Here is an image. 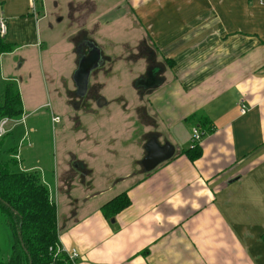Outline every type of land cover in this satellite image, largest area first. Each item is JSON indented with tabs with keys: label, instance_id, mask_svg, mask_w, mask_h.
Returning a JSON list of instances; mask_svg holds the SVG:
<instances>
[{
	"label": "crops",
	"instance_id": "0c3cea01",
	"mask_svg": "<svg viewBox=\"0 0 264 264\" xmlns=\"http://www.w3.org/2000/svg\"><path fill=\"white\" fill-rule=\"evenodd\" d=\"M118 2L115 5L132 12L143 40L159 44L155 75L163 87H178L180 119L187 121L202 112L212 130L193 122L191 132L198 127L204 136L201 157L191 161L182 153L191 146V136L179 129L185 137L170 135L169 141L175 155L143 174L131 173V165L124 164L129 148L136 146L129 144L123 154L120 143L119 172L111 170L113 178L108 182L96 178L95 192L77 176L69 186L65 183L62 177L72 164L55 167L48 181L53 198L62 205L58 207L61 244L67 250L76 248L84 264H264V205L257 208L246 202L264 199V5L259 0ZM74 6V13L78 12L80 5ZM42 9L40 18L35 0H0L5 35L12 38L8 42L32 38L1 54L0 60L26 48L42 56L38 23L49 12L48 0H42ZM6 63L7 78L15 81L17 63L9 58ZM21 89L23 103L22 80ZM41 105L47 101H26L23 114L36 113ZM111 119L101 115L102 128L96 125L92 130L94 143H90L96 154L103 149L98 136L109 129L106 124ZM131 130L129 126L125 134L114 135L112 127L110 135L126 140ZM145 135H141L143 147ZM123 192L130 205L108 218L102 206Z\"/></svg>",
	"mask_w": 264,
	"mask_h": 264
},
{
	"label": "rangeland",
	"instance_id": "374dc122",
	"mask_svg": "<svg viewBox=\"0 0 264 264\" xmlns=\"http://www.w3.org/2000/svg\"><path fill=\"white\" fill-rule=\"evenodd\" d=\"M39 1L35 0V7L42 18L43 9ZM74 3L80 5L75 13ZM113 3L114 6L111 5ZM116 3H119L118 0H48L49 12L46 10V17L38 23L42 56L38 58L37 53L26 48L11 57H2L0 103L3 102V84L11 80L6 72L10 67L6 58H9L12 63H17L14 79L20 86L21 94V80L25 86L24 109L27 111L26 101L30 104L47 101V105H41L36 113L10 116L7 132L0 138V160L13 161L15 156L10 155L11 151H19L15 157L19 162L17 170L39 173L45 184V176L52 181L55 167L57 169L61 164L63 169L72 164L68 174L62 177H65V183L69 186L72 178L77 176L83 183L87 182V187H92L89 191L95 192L93 181L96 178L108 182L113 178L111 170L119 172L118 163L122 160L116 156L121 150L120 143L124 147L123 154H127L129 144L136 146L129 148V160H125L124 164L131 165V173L137 171L143 174L142 160L147 154L145 145L149 140L155 138L160 143H168L171 142L170 135L172 138H183L185 133L179 132L181 128L189 131L191 136L193 122L180 119L181 109L178 106L181 99L179 101L175 93L177 86L166 83L165 87L163 83L151 87L139 85L142 77L145 78L142 84H148L150 73L155 75L159 72L154 70L158 67L155 51L160 50L157 47L159 44L143 40L139 24L130 9ZM4 36L7 41H12L10 35ZM17 39L19 42L15 45L32 38ZM95 44L100 57L93 67L91 51ZM80 63L86 67L82 75L77 69ZM141 73H145L146 77ZM79 79H82L81 88ZM82 88L85 92H79ZM99 98L105 100L101 106L97 102ZM154 98L155 102L152 101ZM167 111L170 114H166ZM101 115L111 116L112 119L106 124L109 129L105 128L98 136L103 149L96 154L92 130L96 125L100 129L98 119ZM126 124L132 128L126 140L119 139V142L110 135L112 127L114 135L126 131ZM145 128L151 130L147 132ZM143 131L146 134L144 147L141 140ZM78 162L80 166L75 169L73 166ZM69 174L70 177L66 178ZM73 201L77 199L73 197ZM55 203L59 226V205L57 201ZM14 242L15 238L0 222L1 253L5 260Z\"/></svg>",
	"mask_w": 264,
	"mask_h": 264
},
{
	"label": "trees",
	"instance_id": "16d2710c",
	"mask_svg": "<svg viewBox=\"0 0 264 264\" xmlns=\"http://www.w3.org/2000/svg\"><path fill=\"white\" fill-rule=\"evenodd\" d=\"M38 4L40 6L42 0ZM14 49L15 44L5 40L0 32V56ZM2 91L0 117L23 114L17 83L7 80ZM187 120L199 124L205 131L212 130L208 117L202 112L188 116ZM200 144L191 142V146L182 153L191 161H196L202 155ZM11 152L10 155L15 157L19 153ZM15 157L13 161L0 160V222L5 224L16 240L6 260L0 245V264H74L59 239L57 206L50 182L44 178L47 181L45 184L41 175L34 171L17 170L19 162ZM130 203L129 196L123 192L107 201L101 210L105 216L113 218Z\"/></svg>",
	"mask_w": 264,
	"mask_h": 264
},
{
	"label": "water",
	"instance_id": "95a60500",
	"mask_svg": "<svg viewBox=\"0 0 264 264\" xmlns=\"http://www.w3.org/2000/svg\"><path fill=\"white\" fill-rule=\"evenodd\" d=\"M91 53L95 54V56H91V62L94 65L91 66H95L97 64V61L100 57V51L99 48L94 45ZM150 78L151 79L149 81L148 84H142L143 80L139 81V85H143L144 87H151V86H155L156 84H159L160 81L157 78L156 75H154L152 72L150 73ZM82 84V81H81ZM81 84H79L81 86ZM105 103L104 98H102L99 101V106L103 105ZM145 150H146V156L143 158L142 160V166L144 168L145 172H151L152 170H154L155 168H157L159 165H161L162 163L170 160L174 155H175V146H173L170 142L168 143H160L158 141V139H151L147 142V144L145 145ZM112 222H114L115 220L112 219Z\"/></svg>",
	"mask_w": 264,
	"mask_h": 264
},
{
	"label": "built area",
	"instance_id": "2783aa9c",
	"mask_svg": "<svg viewBox=\"0 0 264 264\" xmlns=\"http://www.w3.org/2000/svg\"><path fill=\"white\" fill-rule=\"evenodd\" d=\"M261 5H264V0H259ZM7 31L6 22L4 19H0V32L1 35H5ZM242 112H246V107L242 105ZM10 122V117L5 116L0 120V138L7 132V124ZM204 136V132L201 131L198 127H193L191 132V142L194 144L196 142H201ZM67 251V250H66ZM70 260L73 261L74 264H84V259L81 256V253L76 248H71L67 251Z\"/></svg>",
	"mask_w": 264,
	"mask_h": 264
},
{
	"label": "clouds",
	"instance_id": "9594fccd",
	"mask_svg": "<svg viewBox=\"0 0 264 264\" xmlns=\"http://www.w3.org/2000/svg\"><path fill=\"white\" fill-rule=\"evenodd\" d=\"M246 202L252 205L253 207H257V208H259L261 205H264V199L262 198H255V199L248 198Z\"/></svg>",
	"mask_w": 264,
	"mask_h": 264
},
{
	"label": "flooded vegetation",
	"instance_id": "af4514ba",
	"mask_svg": "<svg viewBox=\"0 0 264 264\" xmlns=\"http://www.w3.org/2000/svg\"><path fill=\"white\" fill-rule=\"evenodd\" d=\"M77 48H78V47H77ZM91 56L93 57V56H95V54H92ZM92 57H91V58H92ZM81 58H82V57H81ZM91 65H94V64L91 62ZM84 66H85L84 64H81V63H80V64H79V67L77 68L78 71L80 70V75H82V74L85 72L84 68L86 69V67H84ZM148 78H150V77H148ZM79 80H80V79H79ZM81 81H82V79H81L79 82H81ZM81 86H82V84H81ZM81 86H80L79 88H81ZM79 92H85V91H84V89L82 88V91L79 90ZM101 99H102V98H99L97 102L99 103V101H100ZM78 163H79V164L76 163L75 166L78 167V166L80 165V162H78ZM75 166H74V168H75Z\"/></svg>",
	"mask_w": 264,
	"mask_h": 264
}]
</instances>
